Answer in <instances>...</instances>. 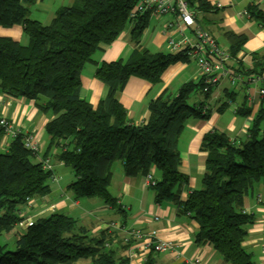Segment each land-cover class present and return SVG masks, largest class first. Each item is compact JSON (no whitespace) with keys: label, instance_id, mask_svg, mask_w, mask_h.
Here are the masks:
<instances>
[{"label":"trees","instance_id":"trees-1","mask_svg":"<svg viewBox=\"0 0 264 264\" xmlns=\"http://www.w3.org/2000/svg\"><path fill=\"white\" fill-rule=\"evenodd\" d=\"M33 1L0 0V26L20 25L27 38L20 43L0 36V93L31 100L39 112L51 115L44 126L45 154L56 148V159L72 172L66 190L76 200L100 198L116 207L108 190L113 163L121 161L123 173L132 177L146 175L153 167L158 176L150 185L154 200L170 199L197 223L196 245H210L226 264H256L243 246L253 217L243 211L242 201L249 190L264 185V107L254 113L243 140H231L215 129L203 135L200 149L206 158L200 187L182 201L188 177L180 170L178 138L189 118L210 116L208 100L216 86L204 91L202 78L187 81L173 97L151 100L145 120L133 124L118 100L127 80L134 76L155 84L168 66L189 60L186 52H151L140 46L150 13L130 17L135 0H74L57 8L48 23L28 16L27 4ZM188 5L202 12L211 8L208 0H188ZM246 13L264 26V11L257 3L248 5ZM128 25L134 48L127 58L96 67L94 76L106 93L94 107L80 96L82 69ZM225 34L234 71L245 78L263 75V56L251 53L250 65L236 57L246 37ZM193 94L200 98L189 103ZM234 95L233 89L224 88L225 99L217 110L232 103ZM234 112L248 116L252 109L242 103ZM2 135L0 129V236L17 227L20 206L27 199L50 192L52 175L24 146V135L9 137L7 144L1 143ZM114 237L110 232L91 236L72 216L52 212L16 230L13 250L0 244V264H126L127 258L116 251L125 245L105 246ZM142 264H154L153 251Z\"/></svg>","mask_w":264,"mask_h":264},{"label":"crops","instance_id":"crops-1","mask_svg":"<svg viewBox=\"0 0 264 264\" xmlns=\"http://www.w3.org/2000/svg\"><path fill=\"white\" fill-rule=\"evenodd\" d=\"M73 2L74 0H34L27 4L28 16L48 23L57 8L70 6ZM208 2L211 6L208 11L194 10L195 19L215 38L221 49L228 51L225 33L232 32L246 37L242 48L237 52V59L250 65L251 53L264 57V26L246 13L247 6L252 3H257L264 11V0H208ZM172 21L174 19L169 14L150 15L140 37V46L151 52H170L168 38L174 40L181 38L175 27L167 29V24ZM130 29L131 25H128L116 39L101 46L93 54V62L86 64L82 69L80 96L94 107L106 93L105 85L94 76L95 69L102 62L129 56L134 48ZM182 32L184 36L193 39L191 29L185 28ZM0 36L9 37L20 43L27 41L22 27L17 24L11 27L0 26ZM232 63L230 60V64ZM197 79L198 69L193 60L177 62L168 66L163 71L160 81L155 84L138 77H130L119 92L118 100L126 110L130 122L139 124L145 120L151 100L159 96L171 98L183 83ZM226 87L233 89L235 95L232 103L218 111V105L225 99L223 89ZM258 88L259 85L254 83L232 86L228 81H223L210 94L208 100L210 116L207 119L189 118L186 121L177 142L180 170L188 177L186 187L180 193V200L184 201L191 190L200 187L206 158V152L200 149V145L206 132L215 129L224 132L231 140L245 139L254 113L260 106L264 107V96L258 94ZM248 95L252 97L250 102L247 100ZM199 98L194 97L193 101H198ZM242 103H246L252 109L250 115L241 116L234 112L235 107ZM0 116L6 118L20 134H33L38 139L39 150L35 156L36 160L40 157L48 158L52 164V175L58 178L57 181L50 179L48 194L34 197L27 204L20 206V214L35 220L52 212H63L75 218L77 224L85 227L91 236L108 233L105 225L110 221L120 222L126 229L154 230L158 238L170 240L175 245L171 251L153 252L154 264H226L210 245L194 243L198 225L190 216L178 211L170 199L156 202L145 175L126 176L119 160L112 165V177L108 187L110 195L115 198L116 207L105 204L100 198L74 199L66 190V186L74 177L72 172L56 159L58 150L53 148L45 154L48 135L44 131V126L51 115L39 112L33 101L12 98L0 93ZM9 140V137L2 135L1 143L7 144ZM150 172L154 179L158 178L153 167ZM258 193L262 196L260 202L256 200ZM242 209L253 217V222L247 226L243 246L252 255L256 264H264V185H257L246 193ZM5 234L14 238V232ZM114 234L121 237L120 231ZM116 251L120 257L127 258L126 264H142L129 259L125 248H118ZM195 259L199 261L195 262ZM75 264L91 263L89 260H78Z\"/></svg>","mask_w":264,"mask_h":264},{"label":"built area","instance_id":"built-area-1","mask_svg":"<svg viewBox=\"0 0 264 264\" xmlns=\"http://www.w3.org/2000/svg\"><path fill=\"white\" fill-rule=\"evenodd\" d=\"M149 12L153 16H162L169 14L174 21L167 24V29L175 27L181 35L179 40L168 38L167 44L170 52L184 50L189 60H193L198 69V78H202L206 85L204 91L210 86H218L223 81H228L230 85L235 86L244 81L248 83L258 84V94L264 95V74L261 76L251 75L249 78L242 77L234 71L230 64V56L227 51L220 48L215 38L204 30L195 19V11L188 5V0H135L130 17L137 14ZM191 29L193 39L184 36L183 29ZM232 61V60H231ZM252 99L251 95L247 96L248 102ZM0 129L7 137H14L19 132L12 124L3 116H0ZM22 142L26 148L31 150L35 156L39 150L38 139L33 134H26L22 138ZM45 170L52 173V164L48 158L40 157L38 159ZM146 180L149 185L155 183L152 173L149 171L146 175ZM53 181H57L55 175H51ZM258 202L262 201L260 193L256 195ZM30 199L26 200V204ZM21 219L17 223V227L25 228L32 224L33 220L20 214ZM105 228L110 233L117 231L121 232L120 240L126 245L128 258L137 260L142 263L146 255L150 252H167L174 249V243L170 240L160 239L156 236L154 230L144 231L140 228L126 229L120 222L110 221L106 223ZM114 237L111 242L105 244L106 247L116 242ZM198 262L199 259H195Z\"/></svg>","mask_w":264,"mask_h":264},{"label":"rangeland","instance_id":"rangeland-1","mask_svg":"<svg viewBox=\"0 0 264 264\" xmlns=\"http://www.w3.org/2000/svg\"><path fill=\"white\" fill-rule=\"evenodd\" d=\"M193 95L194 96H191V98L189 100V103L193 102L194 97L198 98L200 96V94H193ZM19 229H20L19 227H15L12 232H15L16 230H19ZM9 238L10 237L8 235H6V234H2L0 236V244H4L5 245V250H13L14 249V238L13 239L12 238L9 239ZM115 238L117 240L116 242H119V243L122 244V242H121L119 237H115ZM116 242L114 244H116ZM122 245H124V244H122Z\"/></svg>","mask_w":264,"mask_h":264}]
</instances>
